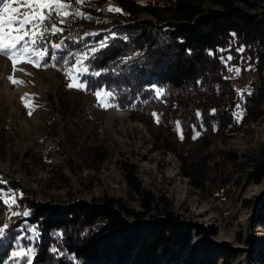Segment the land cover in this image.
<instances>
[{"label":"trees","instance_id":"16d2710c","mask_svg":"<svg viewBox=\"0 0 264 264\" xmlns=\"http://www.w3.org/2000/svg\"><path fill=\"white\" fill-rule=\"evenodd\" d=\"M104 1L85 0L81 5L64 0L72 3L69 12L81 10L86 18L69 15L65 23L57 25L63 33L48 36L45 43L50 42L51 53V44L63 40L62 50L57 51L56 60L47 59L41 65L62 72L83 56L79 75L82 90L92 93L104 89L112 94L109 101L114 108L148 117L160 131L159 140L170 141L166 150L180 161V176L194 189H202L209 169L205 161L211 156L201 153L209 141L221 132L237 130L240 124L256 122L262 115L264 12L250 15L237 7L239 0H154L143 6L132 0H115L126 18L144 13L153 22L144 21L139 27L119 23L102 34L84 38L80 34L84 26L79 23L97 24L101 17L96 13ZM253 1L243 3L251 7ZM232 45L245 47L257 79L255 88L243 96L238 125L232 119L238 96L225 78L220 60V50ZM63 84L64 94H80L81 89L69 87L65 81ZM65 101L60 108L69 112L70 124L93 120L77 102L69 104L67 100L65 105ZM194 128L199 132L191 138ZM182 145L184 156L175 149ZM80 148L73 157L85 160L90 169L106 159L101 144ZM219 156L230 164L236 161L235 153L220 151ZM243 164L246 184L259 183L264 177V144L246 155ZM122 173L137 208L110 196L59 204L44 198L27 200L28 221L41 234L29 264H232L236 255L206 242H191L193 236L203 235L205 228L184 222L166 200L160 205L152 193L143 191L135 166L124 162ZM0 181V190L5 192L24 190L1 175ZM4 208L6 204L0 201V212ZM253 222L261 228L263 238L252 247V259L254 264H264V206ZM10 227L0 238V264L8 260L19 234ZM245 243L251 242L247 239Z\"/></svg>","mask_w":264,"mask_h":264},{"label":"rangeland","instance_id":"374dc122","mask_svg":"<svg viewBox=\"0 0 264 264\" xmlns=\"http://www.w3.org/2000/svg\"><path fill=\"white\" fill-rule=\"evenodd\" d=\"M132 1L138 6L154 2ZM243 1L246 0H239L237 4L242 11L250 15L264 12V0H254L251 7ZM26 7V0L12 4V8L21 12ZM110 8L113 10L109 11ZM117 8L120 9L115 0L102 2L99 14L96 13L101 19L89 26L79 23L84 26L80 34L95 36L119 23L139 27L144 21L153 22V18L144 13L126 18L121 11H115ZM84 17L85 14L82 19ZM220 51L225 78L238 96L232 111V119L238 125L243 96L256 86L253 84L257 82L255 68L249 63L243 46L232 45ZM29 56L36 58L31 48L24 56H17L14 64L8 56L0 54V175L24 189L23 192L11 191L15 193V203L4 202L6 208L0 212V229H3L0 238L10 226L13 231H19L10 256L3 264H29L40 241L39 229L28 221L27 200L44 198L59 204L70 199L89 201L110 196L130 208H137L123 178L124 162L135 166L142 190L152 193L158 204L166 200L171 211L184 222L205 228L203 235L191 238L192 243L206 242L214 249L236 255L232 264H254L251 249L263 238L261 228L253 221L264 206V177L259 183L246 184L242 170L245 156L264 144V102L260 107L262 115L256 122L240 124L237 130L221 132L209 141L210 145L201 154L211 156V160L205 161L209 167L207 179L199 190L180 176V161L166 150L171 146L170 141L159 140L160 131L149 123L148 117L114 108L104 89L90 93L83 91V86H75L82 85L79 75L83 71V56L62 72L24 62ZM19 67H26L29 72ZM64 81L81 89L80 94H64ZM98 91L100 98L95 95ZM67 100L69 104L77 102L93 120L70 124L69 112L60 108V103L65 101L66 105ZM101 100L105 102L103 105ZM187 131L188 128H184L182 137ZM198 132L194 128L191 138ZM162 135L163 138L165 134ZM98 144L106 153V159L99 166L90 169L85 160L73 157L80 147ZM183 146L175 148L181 156L185 154ZM220 151L235 153V163L226 162L219 156ZM81 152L78 155H82ZM247 239L250 244L245 243Z\"/></svg>","mask_w":264,"mask_h":264},{"label":"snow or ice","instance_id":"6c2138e0","mask_svg":"<svg viewBox=\"0 0 264 264\" xmlns=\"http://www.w3.org/2000/svg\"><path fill=\"white\" fill-rule=\"evenodd\" d=\"M14 2L16 0H0V54L8 56L15 64V58L24 56L31 47V52L36 58L32 59L29 56L24 62L40 66L41 63H46L47 59L56 60L57 51L62 50L63 40L51 44L53 51L50 53V42L45 43L46 38L61 35L64 30L57 25L65 23V18L69 15L83 17L84 13L78 9L69 12L68 9L72 8V3H65L64 0H26L27 7L22 12L19 9L12 8ZM73 3L82 5L85 0H73ZM112 10L109 9V11ZM115 11L121 10L117 8ZM12 13H16V15L14 16ZM37 29L38 31H36ZM103 46L101 44V47ZM91 51L94 53L97 50L91 49ZM85 58H87L86 55ZM228 59H231V57H228ZM77 63H80V61H77ZM13 83H18V81L13 80ZM73 86V84H69V87ZM75 86L82 87L79 84ZM160 91L157 90L158 94ZM95 95L100 98L101 92L98 91ZM105 95L111 97L112 94L108 92ZM100 102L102 105L105 103L103 100ZM177 126L179 127V122H177ZM14 197L15 193L0 190V201L14 204ZM24 214L27 215V213ZM0 235H3V229H0Z\"/></svg>","mask_w":264,"mask_h":264},{"label":"bare ground","instance_id":"6f19581e","mask_svg":"<svg viewBox=\"0 0 264 264\" xmlns=\"http://www.w3.org/2000/svg\"><path fill=\"white\" fill-rule=\"evenodd\" d=\"M19 69H22V70H25V71H28L29 72V70L26 69V67H19ZM117 115H120V114H117Z\"/></svg>","mask_w":264,"mask_h":264}]
</instances>
